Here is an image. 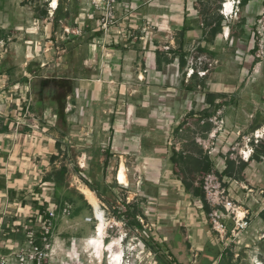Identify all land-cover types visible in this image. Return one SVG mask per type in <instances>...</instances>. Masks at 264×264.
<instances>
[{"label":"crops","instance_id":"1","mask_svg":"<svg viewBox=\"0 0 264 264\" xmlns=\"http://www.w3.org/2000/svg\"><path fill=\"white\" fill-rule=\"evenodd\" d=\"M4 1L0 0V10ZM224 1L121 0V9L127 11L128 18L126 32L118 38L101 30L98 10L92 3L86 12L80 0L72 9H66L63 18L82 33L75 34V40L70 37L74 33L66 35L59 57L50 48H38L29 58L27 55L21 74L30 80L55 75L77 83L75 104L68 97L65 129L52 108L44 112L43 119L23 110L32 100L27 97L29 83L12 85L6 72L0 74V96L9 87L26 85L21 112L12 114L5 109L6 103L0 102L2 252L21 246L27 240V232L36 233L44 225L45 216L48 218L49 208L54 207L57 215L52 219L50 241L54 245L53 255L58 254L55 260L69 264H109L105 257L107 250L100 254L92 242L99 223L93 205L89 202L92 209L84 211L98 220L95 231L88 224L94 231L88 238L83 228L76 229L73 224L87 225L82 216L84 212L75 216L70 204L63 205L55 197L54 182L43 180L54 165H61L62 155L55 162L51 159L59 153L56 142L60 140L63 151L75 160L80 157L84 164L81 168H89V179L104 197L116 198L121 190L126 202L140 203L143 213L138 217L144 220L141 228L130 230L125 224L123 233L115 236L114 228L108 227L105 220L106 248L115 238H120V246L115 251L122 249L126 254L124 245L127 248L136 245L147 252L144 261H134V264H264V156L260 160L251 159L240 178H234L224 174L228 155L222 151L210 153L204 146L214 128L213 125L207 130L204 115L208 111H213V115L221 111L224 125L217 138L228 137L227 144L231 143V133L251 137L256 130L264 128V81L249 79L255 66V57L251 61L249 58L255 47L250 41L256 33L255 22L264 12V0H249L246 4L233 0V12L229 11L228 16L221 13ZM0 40L7 45L8 41ZM1 58L0 63H13L8 54ZM41 60L46 61L41 63ZM192 60L194 72L190 73ZM30 63L35 64V75L28 72ZM199 71L206 74L201 76ZM76 120L88 121L85 130L92 135L90 140L86 139V147L71 154L75 148L71 136ZM215 139L211 140L213 145ZM192 141L209 153L233 199L248 210L250 224L237 235L231 233L234 223L229 217L225 218L227 237L217 235L202 199L186 189L182 177L175 171L173 149L196 152L199 146ZM108 148L112 158L104 173V153ZM245 148L242 150L246 151ZM129 158H135L139 167L158 159L156 167L162 166V171L152 178L141 173L134 184ZM122 164L128 184L116 182ZM197 179H192L195 186ZM172 186L175 189L171 190ZM152 200H171L173 207L157 215L149 205ZM142 202H147L145 207L141 206ZM99 206L106 219L100 203ZM152 216L157 217L150 225L148 219ZM111 219L123 221L113 215ZM144 238L153 239L156 246H148Z\"/></svg>","mask_w":264,"mask_h":264},{"label":"rangeland","instance_id":"2","mask_svg":"<svg viewBox=\"0 0 264 264\" xmlns=\"http://www.w3.org/2000/svg\"><path fill=\"white\" fill-rule=\"evenodd\" d=\"M55 0H5L4 5L2 10H0V24L5 26V29H10L8 30V34L10 36V39L6 44H4L3 41L0 40V60L2 59L1 56L6 57V55H10L11 61L15 64L18 65L16 71H15V78H19L20 75L23 73V67H26V60H27V55L29 58L30 53L32 54L37 51V49H48L51 51H55L57 54V57H59L60 54H58V51H62V41L66 39V35L68 33H74L77 35H80L82 31L77 27V26H69L66 22V20L63 18V15L66 14L67 10L66 9H72L74 5L78 2V0H58V5L57 8L54 10L51 7V4L53 6V2ZM82 1L83 7H86L85 11H88L90 3H92V0H80ZM47 2V7L49 9V16L44 18V19H39L38 16L40 14L42 6ZM70 3V4H69ZM75 3V4H74ZM70 5V7H68ZM122 11V13H121ZM98 18H99V27L101 26V21L100 19L103 17V12L101 10H98ZM120 17V18H119ZM128 18L127 11H124L120 8L117 11V21L113 23L111 28L115 29H109L107 32L103 31L104 33H109L108 35H116L118 38V35H123L125 34L126 30V20ZM256 25L254 27V31L256 32L254 38L250 41V45L254 47L256 43H259V49L254 53L253 55L249 53V58L250 61L253 59L252 57L254 56L255 58L258 59V62L255 63V66H253L252 71L250 72V77L249 79L251 81H256V80H263L264 81V12L261 14L258 18V20L255 22ZM13 27L12 29L10 27ZM117 28V29H116ZM120 31V32H119ZM105 38V37H104ZM104 41L103 47L106 46V43H110ZM59 60V59H58ZM239 60V59H237ZM46 60H41V63ZM115 96V94H113ZM26 98V85L21 84L20 86H12L7 88L6 93H2V96H0V102H5L6 103V108L8 109L7 111H10L12 114H16L17 111H22V103L25 102ZM14 99V101H13ZM9 103L16 105L15 107L10 106ZM17 107V108H16ZM122 107V106H121ZM120 107V110L122 108ZM4 109V108H2ZM108 113H110L111 110H108ZM26 121V120H25ZM34 123L39 124V122L34 121ZM75 125L73 127V132L71 136L72 140V145H75V150H71V154H76L75 151L79 152L77 149H83L84 143H87L86 139H91V132L86 131V125H88V121H80L76 120V122H73ZM88 130V128H87ZM89 133V134H87ZM262 138L260 141L264 140V128L261 129L260 131ZM233 136L231 138V143L227 144L229 142L228 137L227 139H224L223 136H219L218 138L216 137L215 141L216 144H212L213 148H210L212 151H222L228 156H230L233 159H240L243 157V150L242 148L246 147L245 150L248 152L247 154H250L252 151V143L248 140L249 136L241 137L238 136L234 133L229 134V137ZM61 137V136H60ZM252 137V136H251ZM220 139V142L218 140ZM221 139L226 140L225 143H222ZM233 139V140H232ZM218 142V143H217ZM205 145V142H204ZM210 145V144H209ZM229 147V148H228ZM206 148V147H205ZM80 154V153H79ZM81 155V154H80ZM82 157V156H81ZM134 157V156H132ZM240 157V158H239ZM244 160V159H243ZM76 161L78 162L80 166V161L81 158L76 157ZM130 161V177L133 181L134 184L137 183L138 177L141 173L149 176L150 178L153 177V175L156 176L158 173L162 170V166H159L160 168H157L156 165L158 164L157 162L159 161L157 159V162L154 161V163H146L145 167H139L137 160L135 158H129ZM160 163V162H159ZM72 166V165H71ZM81 167V166H80ZM72 168V167H71ZM84 170V172L87 174V171L89 168H81ZM102 174V171L100 172ZM69 182L72 187H75L79 189L84 185L82 179L72 170L70 175H69ZM117 184H119L118 180L116 179ZM134 186V185H133ZM175 189V186L171 188V190ZM124 191L119 190V195H116V198L109 199L110 203H112L114 206L117 207H123V199L124 197ZM127 194V193H126ZM99 203L101 205V208L103 209L106 217V222L108 223L107 226L110 227V224H112L114 219L110 218L112 217V213L108 206L99 199ZM171 200L165 201V200H152V203L149 205L154 207L155 210L152 209V211H156L157 215L159 213H165L164 210L171 209L170 205ZM147 202H142L141 206L145 207ZM190 206V204L188 205ZM168 212V211H167ZM152 213L151 215H153ZM83 218L86 220L85 223L90 224L93 226V230L95 231V225L98 220L93 218L92 221H88V217H92V214L88 211L83 213ZM157 217V216H156ZM156 217H150L148 220L149 224L152 225L156 221ZM210 221V220H209ZM118 222V221H117ZM145 223L147 221L145 220ZM77 227L76 229L83 228V231L88 234V238L94 234V231L92 232V228L90 225L80 226V223H73ZM124 225L118 224V226L114 227V230L116 233L115 236H119L123 233L124 229H122ZM121 229V230H120ZM118 234V235H116ZM54 244V243H53ZM54 246V245H53ZM126 250V256L129 258H132L135 263L138 261H141L147 258V252H144L143 249L141 248H136L137 246L134 245L135 250H131L132 247L129 245L127 248L126 245H124ZM107 251L105 253V257H107ZM62 256V254H61ZM53 261H56V263H61L63 262L62 260H55L58 257V254L55 253L53 255Z\"/></svg>","mask_w":264,"mask_h":264},{"label":"trees","instance_id":"3","mask_svg":"<svg viewBox=\"0 0 264 264\" xmlns=\"http://www.w3.org/2000/svg\"><path fill=\"white\" fill-rule=\"evenodd\" d=\"M249 0H242L243 4H246ZM49 16V9L47 7V2L42 6L40 14L38 16L39 19H44ZM216 32V29H215ZM8 30L0 26V39L4 41H8ZM72 40L77 39L75 34H70ZM259 49L258 43H256L254 47V53ZM158 64L161 63V55L160 52L157 53ZM166 58V57H165ZM166 60V59H164ZM258 62V59L255 58V63ZM34 63H30L28 65V72L32 75L34 74ZM17 69V65L14 63H10L9 61H4L0 63V74L6 72L10 77V84L14 85L18 82H28L29 90L27 92V97L30 99L32 97L29 105L23 106V110H27L28 112L34 114L43 119L44 112L48 109H53L55 113L58 115L59 119L62 122V128L64 125L67 126V112L66 105L68 102V97L71 96V101L75 104L76 100V91H77V83L66 77L59 76H48V77H34L30 80L27 75H21L19 78H15V71ZM197 74V73H196ZM214 114L213 111H208L205 113V124H207V130L210 131L212 129L213 123L209 121V118ZM10 128L8 127V130ZM65 129V128H64ZM254 146V151L251 154V157L248 161L243 159H233L230 156L226 157L227 168L224 171V174H227L234 178H240L241 172L248 166V163L251 159L260 160L262 156H264V141H260L255 143L251 142ZM192 144H196L199 146L197 151H189L186 149L176 150L173 149L172 161L176 165V173L182 177V181L186 187V189L194 196H198L203 201L204 209L209 213L211 211V206L207 201L203 184L204 177L210 173L211 171L218 172L215 168V163L211 159L209 153L200 147L198 143L192 141ZM62 141L58 140L56 142V146L58 148V155H52V162L58 160L62 155V162L59 167L54 165L52 170L44 176V181H52L54 182V195L55 197L61 201L63 205L70 204L71 209H73L74 215H80L85 210L92 209V205L86 199L85 195L79 191L75 187H71L69 182V175L73 170L83 181L85 185H87L91 190L95 191L97 196L108 206L112 215L119 220H123L128 227V229L133 230L135 228H141L142 223L139 219V215L143 213L139 201H131L126 202L123 199L124 209H120V207L114 206L110 203L108 197L103 196V192L96 187V185L89 179L88 175L84 172L83 169L79 166L75 157L69 155L67 152L63 151ZM105 160H104V173L108 170V167L111 164L112 153L110 149L105 150ZM73 163L72 168L69 166L70 163ZM117 168L115 167V170ZM218 174V173H217ZM219 177H222V174H218ZM197 177V186H195L193 178ZM106 189L104 192L106 193ZM47 217L45 216V220ZM43 224L39 228V230L35 233V241H41V232H42ZM144 242L154 248L156 243L154 240L144 238ZM181 264V263H174Z\"/></svg>","mask_w":264,"mask_h":264},{"label":"built area","instance_id":"4","mask_svg":"<svg viewBox=\"0 0 264 264\" xmlns=\"http://www.w3.org/2000/svg\"><path fill=\"white\" fill-rule=\"evenodd\" d=\"M92 4L97 10H101L103 12V17L100 19V28L102 31L107 32L113 23L117 21V11L121 8V0H92ZM222 6L221 13L225 16H228L226 2H223ZM51 7L54 10L57 8V6L54 7L52 4ZM233 8L234 4L231 9V13L233 12ZM191 62L192 67L190 69V73H193V60ZM199 74L203 76L206 74V71H199ZM209 121L213 123L214 128L210 133L208 143H205L204 146L209 150L210 153H213V151L210 150V148H213V143L211 140H214L217 137V134L222 131L224 125V121L221 117V111H218L215 115L210 117ZM260 131L261 130H256L252 137H249L248 140L250 142L254 141L255 143L260 142V139L262 138ZM253 151L254 148L252 147L250 154H247L246 151H244L243 155L241 156L244 160L248 161ZM80 165L81 167L84 166V164L81 162ZM203 188L207 201L211 206V211L208 213L210 224L212 229L219 237L226 238L228 235V226L225 222V218L227 217H229L234 223V227L231 229V233L233 235H237L239 232L243 231L249 226L250 220L248 219V210H244L233 199L230 188L225 185L224 180H222L215 171H211L204 177ZM262 193L264 192L262 191ZM68 211V208L64 209V212L67 213ZM56 215L57 209L54 207L49 208L48 218L44 221L42 228L40 242L35 241V232L33 230H29L27 232V240L21 246L13 248L10 252H2V247L0 245V264H57L55 261H53L54 248L50 241L53 230L52 219ZM87 219L88 221L93 220L92 217H88ZM141 221L144 222L142 218ZM119 222L120 221H114L112 224H110V228L118 226ZM120 224L125 225V222L121 221ZM131 247L132 251L135 250V247ZM107 252L109 264H116L115 253L112 251ZM58 264L69 263L65 261ZM120 264H134V261L132 258L126 256L123 252L122 262Z\"/></svg>","mask_w":264,"mask_h":264},{"label":"bare ground","instance_id":"5","mask_svg":"<svg viewBox=\"0 0 264 264\" xmlns=\"http://www.w3.org/2000/svg\"><path fill=\"white\" fill-rule=\"evenodd\" d=\"M226 9L227 12H231V9L233 7V0H226ZM58 5V0H55L53 2V6L56 7ZM119 183L121 184H128V179L126 175V168L125 165L122 164L121 168L118 173V179ZM81 192L84 193L85 197L88 199V201L93 205L95 211H96V217L99 220V223L96 228V236L92 237V242L95 243L98 247V251L100 254L104 251H115V247L118 245L120 246V238H115L112 242V244L108 245L106 248V244L103 242V237L106 229V223L104 219L103 212L100 209L99 206V200L94 193L93 190H91L87 185H83L80 188ZM116 255V264H120L122 262V257H123V250L122 249H117V251L114 252Z\"/></svg>","mask_w":264,"mask_h":264}]
</instances>
